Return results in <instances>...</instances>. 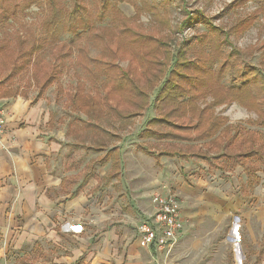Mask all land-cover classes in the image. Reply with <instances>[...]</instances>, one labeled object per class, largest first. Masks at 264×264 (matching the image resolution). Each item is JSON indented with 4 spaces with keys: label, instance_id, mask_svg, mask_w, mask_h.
<instances>
[{
    "label": "rangeland",
    "instance_id": "obj_1",
    "mask_svg": "<svg viewBox=\"0 0 264 264\" xmlns=\"http://www.w3.org/2000/svg\"><path fill=\"white\" fill-rule=\"evenodd\" d=\"M96 1L5 0L2 3V7L7 6L10 11L15 5V13L6 23L0 24V38L8 45L6 53L4 52V56L0 60V98L8 99L4 94L8 95V93L13 94L12 92H14L12 97L19 95L40 104L48 120L44 126L45 130L49 131L50 138L60 137L63 151H66L65 159L75 171L81 172L92 156V148L101 145L110 149L119 145L125 146L124 156L127 155L130 159L133 154L136 158L140 157L138 162H134L136 165L143 166L144 169H148L151 165V170L157 173L156 180L160 176L159 170L161 169L163 170L161 178L166 177L164 173H167L165 168L168 165L171 167L174 165L173 179L182 178L181 174L186 168L189 178L185 182L190 187V195L183 194L180 189L165 194L180 200V212L188 211L185 218L189 221L184 219L186 222L184 221L183 224V229L186 231L180 238H177L167 256L166 263L163 260V254H159L157 257L155 253H151L148 258L149 263L145 256L141 255L137 264H174L176 260L177 264H254L256 260L260 261L259 264H264V174L257 173L260 180L252 190L247 185L244 168L236 165V158L233 157L234 154L241 151L238 145L236 147L234 144L230 150H223L224 153L232 155L227 158V156H219L226 141L214 143V137L204 141L195 139L192 142L163 137L164 134L173 132L165 124V121H162L169 111L160 102L157 104L152 102L154 93H151L148 102L137 99L127 104L116 105L115 111L106 108L100 109L101 100L98 97L104 95L103 85L105 83L102 82L101 72L92 68L90 62V59L96 58L100 51V44L93 39L97 28L102 27L99 33L103 32L101 35L104 36L116 33L114 31L116 27L109 23L116 17L130 18L127 22H130L129 25L134 26L139 23L143 33L155 37L160 36L165 41H170L169 43L173 44L171 46H176L182 40L188 41V39L205 32L204 27L198 24L191 25L181 34L175 32L173 29L184 19L186 13L203 12L212 20L215 27H223L228 31L239 19H243L261 8L264 0H240V7L230 5L233 0H172L167 8L166 15L170 25L166 30L155 28L156 22H154L151 12L147 10L150 8L149 5H156L155 7L162 11V4L159 7L158 3H162L163 0H144L145 3L141 8L139 7L140 0L124 2L110 0L112 10H107L104 13L102 21H95L94 27H88L84 31L79 29L77 32L68 30L69 24H73L76 17L86 18L84 12L78 10L76 5L96 14L95 11H92ZM255 16L257 17L254 24L247 31L239 36L231 34L229 38L231 47L239 52L238 57H235L230 63L234 65V62L239 58L241 67H238L239 64H237L232 70H227V74L221 81L224 86L235 83L233 78L239 74L238 70L242 69L244 65L251 64L264 73V13L259 12ZM47 21H51L53 26H45ZM40 40L43 46L37 49L35 46ZM194 48L193 42H191L184 54L185 60L189 61L195 57ZM69 50L70 52H68ZM230 50V47L226 45L223 56L228 55ZM22 52L28 56V59L31 56L28 67L18 76L8 78L12 72L11 65L14 56L18 61V54ZM80 52L87 60H80ZM115 63L123 69L129 68V60L126 58L119 59ZM165 67V64H162L160 71L147 72L145 79H140L139 82H142L145 92L148 93L151 88L147 87V77L151 80H160ZM56 69L60 71V76L54 82L48 83L51 73ZM115 72L116 70H113L112 73L109 71V76ZM46 84L48 86L44 88L43 86ZM78 93H83L82 96L85 99L95 98L98 105L96 109L92 111L90 109L87 113H83L71 105V96ZM211 100V97L208 96L204 102H198V105L204 107ZM135 102L141 107L140 110L134 107ZM113 104L111 103L109 106L112 108ZM214 109V116L222 124L218 133L230 129V132L226 133L232 135V130L236 126H240L243 128L244 135L252 134L255 138H259L256 144L262 145L261 152L264 154V143H262L264 142V126L257 123L259 120L253 110L249 111L237 102L222 104ZM167 119L175 123L177 121V119H172L171 114H169V118L167 116ZM179 123L184 124L183 120ZM147 131H152L155 137H141ZM156 136H160V138H156ZM164 153L171 157H163L161 160L164 163L160 166L155 156ZM201 156L210 157L209 163L202 160ZM96 157H98V153L94 152V158ZM244 163L264 169L254 162L245 161ZM96 167L99 166L96 165ZM87 170L86 167L83 172L85 173ZM120 173L122 172H119L118 178L112 181L116 189V193L111 195L114 203L125 202V195L117 196L120 188L118 182ZM123 177L121 176L122 179ZM191 195H195V198L192 199ZM108 210L106 208L105 210L99 209L104 214ZM152 212L153 206H151L149 214ZM129 213L130 217L123 216L120 212L119 216H115L117 219L111 221H121V224L115 223L119 233L122 227L135 233L136 225L146 218H140L132 211ZM88 218L89 223L97 220L92 217V214ZM107 225L109 224L106 223ZM79 226V235L85 234L87 231L85 235L90 237L95 235L92 230H85L83 224L76 225V227ZM69 227L72 231L76 229L73 225H69ZM101 227L100 225L99 228ZM97 245L98 241L92 240L91 247L95 248ZM139 248L149 251L147 248ZM48 249L53 251V255L56 253L50 247ZM29 254L30 249L27 245L22 246L17 252L9 250L0 257V264H13L14 261L25 258ZM117 256L122 258V264H128L130 261L126 249L122 247L119 248ZM111 261L109 264H114V261ZM44 262V259L39 260L41 264Z\"/></svg>",
    "mask_w": 264,
    "mask_h": 264
},
{
    "label": "crops",
    "instance_id": "obj_2",
    "mask_svg": "<svg viewBox=\"0 0 264 264\" xmlns=\"http://www.w3.org/2000/svg\"><path fill=\"white\" fill-rule=\"evenodd\" d=\"M0 103L5 116L4 132L0 134V257L27 245L29 256L13 264H41L42 259L43 264H109L111 260L122 264V258L117 256L121 247L126 249L128 264L139 263L141 255L148 260L154 253L153 247L149 251L140 249L136 232L122 227L119 233L115 223L121 224V221H111L120 212L130 217L129 211L140 218L146 217L139 223L146 221L155 191L164 196L180 189L190 195V187L185 182L189 178L186 168L182 178L173 179L174 165H168L166 177L161 178V169L156 180L157 173L151 170V165L144 169L134 162L140 157L124 156L125 146L110 149L101 145L92 148L91 159L88 157L84 167L88 168L87 172L75 171L65 159L60 137L50 138L49 131L45 130L48 120L40 104L19 95L0 98ZM94 152L98 157L94 158ZM163 157L171 156L156 155L160 166L164 163ZM119 172L122 173L117 196L125 195V202L114 203L111 195L116 189L112 181L118 178ZM191 197L194 199L195 195ZM105 208L109 209L105 214L99 211ZM187 212H180L182 231L178 238L186 231L183 224L189 221L185 218ZM90 214L97 220L89 223ZM81 224L95 235H85L88 231L79 235L80 226L76 225ZM69 225L76 229L72 231ZM92 240L98 241L95 248L91 247ZM48 247L56 253L53 255ZM259 263L256 260L254 264Z\"/></svg>",
    "mask_w": 264,
    "mask_h": 264
},
{
    "label": "trees",
    "instance_id": "obj_3",
    "mask_svg": "<svg viewBox=\"0 0 264 264\" xmlns=\"http://www.w3.org/2000/svg\"><path fill=\"white\" fill-rule=\"evenodd\" d=\"M4 1L0 0V24L6 23L15 13V5H13L11 11L10 9L8 10L7 6L2 7ZM117 1L124 2L126 0ZM140 1L139 7L141 8L145 1ZM171 1L163 0L162 3H158L159 7L162 4V11L160 8L155 7L156 5H149L150 8L147 10L151 12L155 20L154 22H156V29L166 30L169 28L170 21L166 13ZM95 5L92 7V11H95L96 14L88 12L89 9L86 10L84 7L76 5L78 10L84 12L86 18L76 17L73 24H69L68 30L71 29L77 32L79 29L84 31L88 27H94L95 21H102L104 19V13L107 10H112L110 0H97ZM230 5L240 7V0H233ZM258 9L256 12L248 14L247 17L239 19L228 31L224 30L223 27H215L212 24V20L203 14V12H188L173 30L181 34L191 25L198 24L204 27L205 32L188 39V41L182 40L176 46H171L173 44L169 43L170 41H165L160 36L155 37L143 33V30L140 28L141 24L134 23L136 25H129L130 22H127L130 18L127 19L123 16L109 21L113 27H116L114 30L116 33L114 34L107 36L101 35L103 32L99 33V31L102 27L99 26L93 39L100 44V51L96 58L90 59V62L92 68L97 69L99 73L101 72L102 82L105 83L103 85V89L105 90L104 95L98 97L101 100V103H99L100 109L106 108L110 111H115L116 105L127 104L137 99L148 102L151 98V93H154L152 102L156 104L160 102L169 111L165 118L167 119V116L169 118V114H171L172 119H177V121L175 120L176 123L172 120L170 121V119H162L173 131L164 134L163 137H168L172 140L182 139L190 142L195 139L204 141L207 138L214 137V143L226 141L225 146L221 148L222 152L219 156H227V158L232 155L224 153L223 150H230L234 144H236V147L238 145L241 151L234 154L233 157L236 158V165L238 164L244 168L247 185L253 190L256 183L258 184L260 180L257 173L262 172L264 174V169H259L255 165L248 166L244 162H254L264 167V154L261 152L262 145L256 144L259 138H255L252 134L244 135L243 128L240 126H236L232 130V135L226 133L228 131L230 132V129L228 131L222 130L221 133H218L222 124L214 116L213 112L217 106L237 102L247 110H253L259 120L257 123L264 126V73L257 70L258 68L251 64H248L238 70L239 74L233 78L235 79L234 84L224 86L221 83L229 70H232L237 64H239L238 67H241L239 58L237 59L238 62L237 60L234 62V65L230 63L239 54L237 49L231 47L232 44L229 41L230 36L231 34L239 36L247 31L254 24L255 18L257 17L255 15L259 12L264 13V4ZM52 24L51 21H47L45 26L52 27ZM2 40L0 38V60L4 56V52L6 53L8 46ZM191 42H193L195 47L194 51H196V55L192 60L188 61L184 59V54L187 52V47ZM226 45L231 50L228 55L223 56ZM42 46L43 43L40 40L35 48L40 49ZM30 54L32 55V53ZM80 57L81 61L87 60L81 52ZM122 58L129 60L128 70L121 68L115 63ZM17 59L19 60L17 61L16 56H14L11 65L12 72L8 78L18 76L25 71L30 63L31 56L28 59V56L22 52L18 54ZM162 64L166 66L162 78L157 81L147 77V87L150 86L151 88L148 93L145 92L142 82H139L140 79H145L147 72H152L153 70L160 71ZM215 64L217 65V69ZM113 70H116L115 74L109 76V71L112 73ZM59 73L60 71L58 69L56 71L54 70L51 73V78L48 79V83L54 82L60 76ZM47 86L48 84L43 87L46 88ZM12 93H8V95L4 94V96L7 98L12 97L15 94L14 92ZM82 95L84 94L78 93L77 95H72L70 104L77 107L83 113H87L90 109L91 111L96 109L98 106L96 99L93 97H90L92 99H85ZM208 96L211 97V102L204 107H200L198 102H204ZM111 103H114L112 108L109 106ZM136 103L132 105L137 110H140L141 107L136 105ZM182 120L184 124L179 123ZM148 136L155 137L152 131L144 132L141 135L143 138H147ZM156 138H160V136H156ZM201 157L207 164L209 163L210 157Z\"/></svg>",
    "mask_w": 264,
    "mask_h": 264
},
{
    "label": "built area",
    "instance_id": "obj_4",
    "mask_svg": "<svg viewBox=\"0 0 264 264\" xmlns=\"http://www.w3.org/2000/svg\"><path fill=\"white\" fill-rule=\"evenodd\" d=\"M4 108L0 103V134L4 131ZM153 212L146 221L136 225L138 245L142 248L153 247L155 255H164V262L172 247L175 245L178 235L182 231L180 214V200L173 196L162 195L155 191L151 195Z\"/></svg>",
    "mask_w": 264,
    "mask_h": 264
}]
</instances>
